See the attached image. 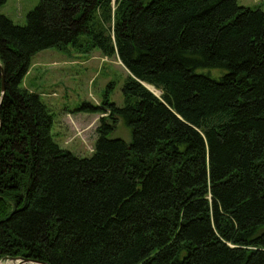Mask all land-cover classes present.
<instances>
[{
    "label": "trees",
    "instance_id": "trees-1",
    "mask_svg": "<svg viewBox=\"0 0 264 264\" xmlns=\"http://www.w3.org/2000/svg\"><path fill=\"white\" fill-rule=\"evenodd\" d=\"M69 47L118 56L129 71L124 106L107 94L102 106L80 108L104 114L89 157L61 147L49 107L23 85L33 55ZM203 68L226 72L213 78ZM119 118L130 140L113 136ZM5 257L264 264V9L238 0H40L25 25L0 12Z\"/></svg>",
    "mask_w": 264,
    "mask_h": 264
},
{
    "label": "rangeland",
    "instance_id": "rangeland-1",
    "mask_svg": "<svg viewBox=\"0 0 264 264\" xmlns=\"http://www.w3.org/2000/svg\"><path fill=\"white\" fill-rule=\"evenodd\" d=\"M40 0H7L0 12L16 24L25 25L27 15ZM242 6L261 7L264 0H238ZM199 73L219 78L226 71L221 68L198 69ZM129 71L118 56L105 57L99 50L80 53L49 48L32 56V63L23 85L40 94L54 118L52 133L61 147L76 155H92L98 137L97 126L104 114L87 112L85 104L102 106L105 96L118 106L125 105L124 85ZM161 94V91H160ZM114 137L131 139V129L119 118ZM13 264L11 260H0Z\"/></svg>",
    "mask_w": 264,
    "mask_h": 264
},
{
    "label": "water",
    "instance_id": "water-1",
    "mask_svg": "<svg viewBox=\"0 0 264 264\" xmlns=\"http://www.w3.org/2000/svg\"><path fill=\"white\" fill-rule=\"evenodd\" d=\"M144 85L150 89L155 95L157 96H160L158 95L157 93H155L151 88H150V84H147V83H144ZM4 86H3V90H4ZM3 261L4 260H11L13 261V264H32V263H38V264H47L45 262H37V261H32V260H29V259H24V258H9V257H5L4 259H2Z\"/></svg>",
    "mask_w": 264,
    "mask_h": 264
},
{
    "label": "bare ground",
    "instance_id": "bare-ground-1",
    "mask_svg": "<svg viewBox=\"0 0 264 264\" xmlns=\"http://www.w3.org/2000/svg\"><path fill=\"white\" fill-rule=\"evenodd\" d=\"M150 88H151L155 93H157L158 95H160V91L157 90L154 86H151V85H150ZM0 264H3V263L0 262Z\"/></svg>",
    "mask_w": 264,
    "mask_h": 264
}]
</instances>
